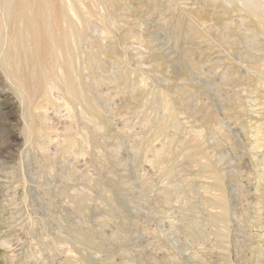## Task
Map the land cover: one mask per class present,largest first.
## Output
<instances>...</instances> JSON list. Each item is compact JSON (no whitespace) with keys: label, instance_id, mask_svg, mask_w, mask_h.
Here are the masks:
<instances>
[{"label":"rangeland","instance_id":"rangeland-1","mask_svg":"<svg viewBox=\"0 0 264 264\" xmlns=\"http://www.w3.org/2000/svg\"><path fill=\"white\" fill-rule=\"evenodd\" d=\"M0 264H264V0H0Z\"/></svg>","mask_w":264,"mask_h":264},{"label":"bare ground","instance_id":"bare-ground-1","mask_svg":"<svg viewBox=\"0 0 264 264\" xmlns=\"http://www.w3.org/2000/svg\"><path fill=\"white\" fill-rule=\"evenodd\" d=\"M256 1V0H255ZM27 2V1H26ZM96 2V1H95ZM24 5V4H23ZM22 5V6H23ZM33 9H34V7H33ZM33 13V12H32ZM22 16V15H21ZM13 23H14V21H13ZM10 32V31H9ZM12 33V32H11ZM27 34V33H26ZM40 34V33H39ZM12 37V36H11ZM14 41V40H13ZM25 43V42H24ZM32 46V45H31ZM3 53V52H2ZM51 55V54H50ZM9 56V55H8ZM25 58V57H24ZM26 59V58H25Z\"/></svg>","mask_w":264,"mask_h":264}]
</instances>
